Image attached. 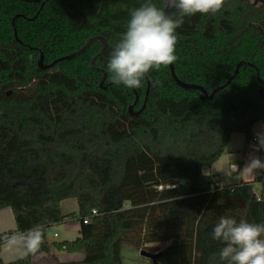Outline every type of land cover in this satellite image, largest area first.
I'll list each match as a JSON object with an SVG mask.
<instances>
[{"label":"trees","instance_id":"obj_1","mask_svg":"<svg viewBox=\"0 0 264 264\" xmlns=\"http://www.w3.org/2000/svg\"><path fill=\"white\" fill-rule=\"evenodd\" d=\"M145 2L0 0V210L11 208L17 223L0 233V264H32L48 247L29 250V233L45 240L47 228L71 219L81 222L79 236L54 244L85 257L55 264H124L125 243L159 253L152 264H209L224 246L212 237L221 216L264 223V170L233 191L203 173L233 134L250 142L264 123V4L225 0L218 13L185 17L176 30L175 74L214 93L206 99L177 84L169 65L139 89L110 80L113 47L130 10ZM152 2L176 14L167 0ZM96 36L105 50L96 40L39 67L41 55L51 64ZM72 198L79 210L64 214L61 202ZM19 234L27 256L5 263L1 245ZM157 242L170 244L148 246Z\"/></svg>","mask_w":264,"mask_h":264},{"label":"clouds","instance_id":"obj_2","mask_svg":"<svg viewBox=\"0 0 264 264\" xmlns=\"http://www.w3.org/2000/svg\"><path fill=\"white\" fill-rule=\"evenodd\" d=\"M225 0H167L170 15L152 0L130 10L126 29L114 45L107 69L113 84L139 89L151 70H160L177 60L176 30L185 17L216 14ZM155 83H158L155 82ZM264 147V142L261 143ZM249 173L264 170V159L254 157L243 168ZM213 239L224 246L213 253L209 264H264V223H251L221 216L212 231ZM42 243L39 230L29 233L27 246L36 250Z\"/></svg>","mask_w":264,"mask_h":264},{"label":"crops","instance_id":"obj_3","mask_svg":"<svg viewBox=\"0 0 264 264\" xmlns=\"http://www.w3.org/2000/svg\"><path fill=\"white\" fill-rule=\"evenodd\" d=\"M255 126H254V128H255ZM254 128H253V133H255ZM236 135L237 134H233L231 137V140H230L229 145L227 147V150L229 152L231 149L230 146L232 145L233 140L236 137ZM260 135H261V139L264 140V129H263V131L260 132ZM248 143L249 142L246 141V137H245V143L243 145L244 146L243 147L244 152H243L242 158L229 162L230 165L237 166V167L233 168V172L235 174H243L244 173L243 168L246 165L245 155L247 153V150H249ZM259 146H258L257 150H254V149L251 150L250 149L251 151L254 150L256 153V154L254 153L253 158L259 157L258 156ZM237 151L239 153L241 152L240 149H237ZM214 165L211 167H204L203 173L204 174H215L218 176L219 181L223 182L221 174L214 169ZM254 178H255V173H253V176L251 179H247V180L242 179L239 183L231 184L228 187L238 185L242 182H253ZM257 186L259 187L258 189H256ZM260 189H261V184L260 183H254V190H255V194L257 196H259V194H260ZM61 208H62V212L64 214H72V213L78 212L79 205H78L77 200L72 198V199H66V200L62 201L61 202ZM80 229H81V222L78 219H71L69 221H66V222H63L60 224L51 225L46 230L45 240L42 239V242H45L47 244L48 250L41 251L37 255L33 256L31 259L32 264H55V263H61V262L83 260L85 257L84 254H82V253H68L64 250H58L54 244L57 241H65V240L72 241V240L76 239L79 236ZM16 230H17V223L15 220L13 210L9 207L0 210V233H7L9 231H16ZM27 239H28V237H27ZM27 253L28 252H27L25 238H24V235H21V234L13 237L12 239L4 242L1 245V256H2V259L5 263H9V262L24 258L27 256ZM122 254H123V249H122ZM123 262L125 264L124 258H123Z\"/></svg>","mask_w":264,"mask_h":264},{"label":"rangeland","instance_id":"obj_4","mask_svg":"<svg viewBox=\"0 0 264 264\" xmlns=\"http://www.w3.org/2000/svg\"><path fill=\"white\" fill-rule=\"evenodd\" d=\"M251 1L254 2L255 4H264V0H251ZM134 110L135 108H132L131 112H133ZM263 129H264L263 122H259L254 128L255 130L254 138L248 143L249 150H247V153L245 155L246 164L248 163L250 159L253 158V155L255 153L254 150H257L258 146L263 142V140L261 139V135H260V132L263 131ZM236 134L237 135L234 138L232 145L230 146L231 148L230 152L226 150L225 151L226 154L224 153L225 155L223 154L222 157L219 159V161H217L216 164L214 165V169L221 174L222 181H223L222 183L225 186L239 183L242 179L243 180L251 179L253 176V173H249L247 171H244L243 174H235L233 172V168L237 166L230 165L229 163L230 161H235L237 159L242 158L243 152H244L243 145L245 143V135L239 134V133H236ZM254 139H256V141H254ZM237 149H240L241 152L239 153ZM250 149L251 150L254 149V150L251 151ZM258 188L259 187L257 186L256 189ZM169 244L170 242H157V243L150 244L148 246L154 247L156 248V250L158 249L159 251H161L165 249ZM141 250L154 253L150 251L148 247L146 246H143ZM141 250L136 249L129 243H125L123 246V254H122L125 264H152L153 262L151 259L141 255L140 253Z\"/></svg>","mask_w":264,"mask_h":264},{"label":"water","instance_id":"obj_5","mask_svg":"<svg viewBox=\"0 0 264 264\" xmlns=\"http://www.w3.org/2000/svg\"><path fill=\"white\" fill-rule=\"evenodd\" d=\"M96 40H101L103 42V44H104L103 50H105L106 49V44H107L105 38H103L101 36H96V37L91 38L90 41H89V43L87 45L83 46L82 48H80L76 52H73V53H71L69 55H66V56H63V57H60V58L54 60L51 64H44V62H43V55H41L40 60H39V67L41 69L51 68L56 63H58L60 61H64V60H68V59L74 58V57L80 55L81 53L85 52L86 49L89 47V45L92 42L96 41ZM169 66H170L171 74H172V76H173V78H174V80L176 81L177 84H179L180 86H182L184 88H198L202 92V94H203L202 95V98L211 99L213 97L214 93L211 94V95H209L207 93V91L204 88H202L201 86L195 85V84H189V83H185V82L181 81L176 76L173 65L170 64ZM105 78H106V74H105ZM148 91H149V82H148V90H147V93H148ZM132 108H133V106L130 107V111L132 110ZM253 199H257V195L256 194H254ZM140 253H141V255H143V256L151 259L153 263L155 262V260L159 256V253H151V252H148V251H145V250H141Z\"/></svg>","mask_w":264,"mask_h":264},{"label":"built area","instance_id":"obj_6","mask_svg":"<svg viewBox=\"0 0 264 264\" xmlns=\"http://www.w3.org/2000/svg\"><path fill=\"white\" fill-rule=\"evenodd\" d=\"M254 141H256V139H254ZM171 187H172V186H166L165 188H166V189H170ZM215 187L220 188V189H223V188H226L227 186H225L221 181H217V182L215 183ZM162 189H163V186H159V190H162ZM230 190L233 191V188L230 187ZM93 214H96V211H93ZM87 220H88V219H85V220H84V223H87Z\"/></svg>","mask_w":264,"mask_h":264}]
</instances>
